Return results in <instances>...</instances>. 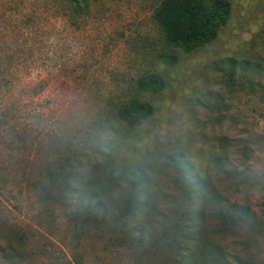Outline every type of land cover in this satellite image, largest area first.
Listing matches in <instances>:
<instances>
[{
  "label": "rangeland",
  "instance_id": "374dc122",
  "mask_svg": "<svg viewBox=\"0 0 264 264\" xmlns=\"http://www.w3.org/2000/svg\"><path fill=\"white\" fill-rule=\"evenodd\" d=\"M161 1L90 0L72 23L55 0H0V224L23 234L0 247L25 258L9 264H264V0H230L217 38L173 65ZM144 69L166 85L129 129L113 110ZM95 131L100 154L77 157ZM228 202L250 213L227 225Z\"/></svg>",
  "mask_w": 264,
  "mask_h": 264
},
{
  "label": "trees",
  "instance_id": "16d2710c",
  "mask_svg": "<svg viewBox=\"0 0 264 264\" xmlns=\"http://www.w3.org/2000/svg\"><path fill=\"white\" fill-rule=\"evenodd\" d=\"M55 2L59 6V13L63 17L69 18L72 23H77L79 19L89 15L90 0H55ZM231 14L232 3L230 0H162L153 14L162 41L160 51L156 53L157 59L161 63L173 65L178 61L177 51L189 54L211 44L217 38L220 30L227 25ZM18 27L20 30L28 28L24 27L23 22H20ZM20 56L17 53L16 58ZM2 63H5V60ZM165 85L166 82L161 75L152 72L151 69H144L143 73L131 83L127 98L115 106L113 110L115 116L127 128L134 129L141 122L153 116L154 107L148 98L152 94L161 92ZM105 124L106 122L99 120L95 125L98 130H102ZM98 133L99 131H95L92 133V138H84L79 141L80 145L76 150L77 157L89 160V150L93 151L91 157H95L104 148L105 142L98 143L99 147L89 144L92 139H95L96 143L97 140L100 141ZM41 189L46 196V188L41 187ZM83 194L84 197L93 199L92 205H88L85 211L95 209L101 203V195L98 191L86 190ZM250 210V207L238 208L235 204L228 202L220 209L219 218L224 220L227 225L230 223L235 225L239 221V212L243 211L245 214H249ZM3 232L11 234L17 244H23V234L18 229L1 223L0 239L3 238ZM6 245V250L0 247V264L17 263L25 259L20 249H16L11 244ZM203 251L210 264H229L228 259L221 254H215L213 250Z\"/></svg>",
  "mask_w": 264,
  "mask_h": 264
}]
</instances>
